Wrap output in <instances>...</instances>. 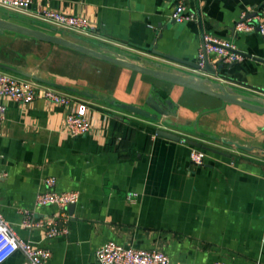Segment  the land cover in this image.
Segmentation results:
<instances>
[{"label":"crops","instance_id":"1","mask_svg":"<svg viewBox=\"0 0 264 264\" xmlns=\"http://www.w3.org/2000/svg\"><path fill=\"white\" fill-rule=\"evenodd\" d=\"M183 5L195 20L171 19L172 0H32L24 12L0 7V17L180 74H193L208 33L242 55L212 80L264 100V38L233 29L242 13L264 24V0ZM42 6L83 15L93 31L43 22ZM0 73L52 87L92 112L90 131L70 136L62 105L41 96L25 104L2 99L0 213L21 239L50 250L48 264H97L94 251L107 240L160 250L168 264H264V114L8 30L0 33ZM148 98L168 101L173 112L154 122L114 105L148 110ZM156 127L178 140L156 135ZM186 140L206 147L201 165L188 161ZM48 176L54 190L78 194L66 209L67 233L53 238L45 227L20 225L24 211L34 219L57 214L35 203ZM0 264L29 263L16 250Z\"/></svg>","mask_w":264,"mask_h":264},{"label":"built area","instance_id":"2","mask_svg":"<svg viewBox=\"0 0 264 264\" xmlns=\"http://www.w3.org/2000/svg\"><path fill=\"white\" fill-rule=\"evenodd\" d=\"M172 1L171 19L178 23L186 20H195L194 14L185 10L183 0ZM31 2L32 0H0V7L24 12L28 9ZM36 16L43 22L64 30L85 35L93 31L90 22L83 15L68 14L51 7L42 6L36 11ZM233 29L235 31H256L264 38V24H252L243 13L234 23ZM241 58V53L237 52L226 39L203 33L197 47L194 61L195 67L192 71L194 75L216 79L214 74L203 70L205 60L209 64H212L211 59L221 64H229ZM37 96L66 108L63 118V130L68 135L75 136L90 131L92 127V112L84 101L74 100L52 87L38 85L31 80L19 79L5 73H0V129L5 113L2 99H10L25 104L32 102ZM204 156L203 149L189 146L188 161L191 164L195 166L201 165ZM55 183L56 179L54 177H45L43 180L44 189L36 194L35 203L39 206L53 205L57 207V214L46 218L34 219L30 212L24 211L20 223L26 229L45 227L46 238H53L67 233L66 222L69 216L66 213V207L69 204H74L78 198L76 191L54 190ZM131 196L132 194H128L126 199L131 201ZM16 250L21 251L29 264H48L51 256L48 248L32 246L21 239L0 213V263ZM94 257L97 264H168L167 256L160 250L133 248L129 245H120L111 240L99 245L94 251ZM211 264L224 263L215 261Z\"/></svg>","mask_w":264,"mask_h":264},{"label":"water","instance_id":"3","mask_svg":"<svg viewBox=\"0 0 264 264\" xmlns=\"http://www.w3.org/2000/svg\"><path fill=\"white\" fill-rule=\"evenodd\" d=\"M5 30L30 36L40 41L57 44L72 49L74 51L83 53L85 55L102 59L115 65L130 69L145 76L166 81L175 85L183 86L185 88L212 96L223 103L236 104L241 107L264 114L263 99L259 97H251L236 93L232 90L231 87L227 85H222L220 82L213 81L208 77H200L193 74H180L172 71H166L158 68L145 66L143 65V63L130 57H127L124 54L104 48L93 49L65 39L61 35L47 33L43 30L24 26L0 17V33ZM221 67L222 64L220 62H217L216 68L213 69L211 68V65L205 60L203 70L206 72L214 73L215 71H219ZM164 102L165 103L163 104L165 106L151 98H148V100H146L144 103L145 107L148 110L120 103H114V105L141 118L155 122L157 121L158 116L166 117L167 115L171 114V112H173V110L171 109V105L168 103V101ZM168 108L171 109L170 112L166 111V109ZM154 132L158 136L178 140L177 135L162 129L161 127H156ZM186 143L190 146L206 149V147L191 140H186ZM71 207L72 204H69L66 209L69 210L71 209Z\"/></svg>","mask_w":264,"mask_h":264}]
</instances>
